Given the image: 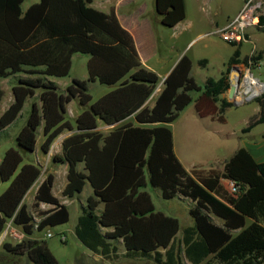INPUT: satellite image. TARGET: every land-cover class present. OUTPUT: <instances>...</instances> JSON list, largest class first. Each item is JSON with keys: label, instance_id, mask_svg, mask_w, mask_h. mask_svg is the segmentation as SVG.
<instances>
[{"label": "trees", "instance_id": "1", "mask_svg": "<svg viewBox=\"0 0 264 264\" xmlns=\"http://www.w3.org/2000/svg\"><path fill=\"white\" fill-rule=\"evenodd\" d=\"M23 2L0 0V77L23 74L12 89L13 103L0 116V132L16 121L28 98L39 93L40 105L32 103L27 124L17 137L19 149H9L0 163V179L11 181L0 195V236L9 221L27 236L69 222V209L53 195V175L45 178L35 195V204L52 208L35 222L24 199L41 177L42 167L25 163L21 150L36 151L44 122L41 151L49 153L65 131L74 130L67 106L78 100L84 107L76 120L78 132L63 141L57 161L69 165L65 197L81 194L87 182L94 189L76 226L85 247L108 256L122 241L127 256H154L160 264H184L182 253L191 264H264V163L240 148L222 171L188 172L175 155L170 128L192 103L191 92L220 102L223 121L225 111L234 106L222 98L230 89L233 66L262 56L242 60L240 44H234L239 48L226 72L218 80L208 78L203 87L190 76L192 65L184 57L149 107L146 103L161 79L143 66L133 36L114 10L98 11L90 6L93 0H40L23 12ZM156 11L169 28L186 17L184 0H156ZM257 27L264 32V14ZM76 54L89 57L88 79H74L62 92L48 77H68ZM95 82L116 88L93 102L89 83ZM3 96L0 87V103ZM254 101L260 113L244 132L264 122V92ZM133 116L137 124L129 121ZM100 120L108 126L121 125L105 135L97 130ZM81 164L83 171L78 169ZM225 179L240 186L231 203L226 200ZM149 185L160 189L164 199L182 196L192 201L189 212L194 226L185 230L183 246L176 245L179 220L156 210ZM101 203L105 207L99 212ZM5 248L14 255H27L32 264H60L45 240L28 238Z\"/></svg>", "mask_w": 264, "mask_h": 264}, {"label": "rangeland", "instance_id": "2", "mask_svg": "<svg viewBox=\"0 0 264 264\" xmlns=\"http://www.w3.org/2000/svg\"><path fill=\"white\" fill-rule=\"evenodd\" d=\"M155 2L156 0H147L148 11L146 13H148V16L151 17L155 26V32L159 37L160 54L166 56V58H168V62H170L174 60L182 50V55L179 58L176 66L184 57H186L191 62L192 67H194H191V71L192 69L194 70V75L196 77L197 83L201 87L203 86L202 78L204 76L216 80L221 78L222 73L226 71V68L223 66V60L227 63L229 59L234 56V53L239 48V46H236L232 43H227L219 35L214 34L217 28L214 26L211 27L210 22H218L219 28L226 26L237 16L238 12L243 7V0H184L186 17L174 28L166 27L161 23V18L155 9ZM31 3H33V0H25V3L22 7L23 12H26ZM198 20H200L205 26L203 31L204 35L196 40H193L190 43L189 38H187L186 42H183L181 45H179V34L190 28V26ZM249 36L250 42H244L242 48H239L241 52V59L243 60L246 57L252 56L257 58L259 55H261L262 57L260 60H250L248 64L241 63L239 65H235L236 67H239L243 72L241 84L244 93L241 100L245 103L244 105H239L238 107H236V105L233 106L231 113H229V124L226 127L221 125V120L211 124L207 128V131L205 130L203 124L189 127L192 130L189 131L187 139L183 140L181 143L182 154L180 155L183 158V161L187 168L191 169V171L194 163H205L204 161L210 158V156L212 155L215 156L218 154L226 153V146H230V148H232L237 143L238 138L231 137L229 141H227V139L225 140L223 136L229 135L234 130L238 131L239 129V131H243L245 128H247L248 123L256 114L259 104L254 100L263 94L264 89L255 99L247 101L246 98L249 95H252V91H246V85L244 81L247 74H249L246 73V70L251 69L254 77L259 79L261 83L264 84V32L262 30H259L257 26H252L247 29L248 39ZM217 55H219L220 58H218ZM88 60L89 57L87 55L78 54L74 57L73 68L68 77H48V79L51 81L59 82L61 84L60 91L63 92L75 78L79 80L87 79ZM205 61L207 62L204 63ZM258 61L260 62V65L255 66ZM22 76L23 74H17L6 79L0 77V87L4 92L3 99L0 103V116L4 112L3 109H7V107L11 105V100L13 103L14 97L12 89L15 85L18 84V81ZM162 83L163 80L161 79L156 89H162ZM106 88V85H102L98 82L96 84L89 83V93L93 97V102H95L102 96V93ZM225 95V98H228V93H226ZM191 96L193 98L191 107L188 108V105L185 108H188V110L184 113L182 120L178 122H176L175 120L176 123L174 122V130L177 137H179L180 132L182 133V130L184 129V127H182V122L185 120H190L192 113L196 111L194 101L197 98L198 93L191 92ZM234 99L232 100L233 102H235ZM32 101L40 102L39 93H37L33 99L28 98L20 116L16 119V121L0 132V161L4 159L9 149H19L17 144V137L21 130L27 124V120L32 109ZM209 104L211 105L209 106L211 108H208V110L210 109L212 112L215 111L216 114V106L217 104H219L220 106V102L216 103L210 101ZM78 108V103H74L72 105V109L78 111ZM217 115H219L218 111ZM68 120L73 124L75 123V120L71 117H68ZM239 135L241 136L242 134L240 133ZM37 141H40L39 136L37 137ZM227 151H229V149H227ZM21 152L24 156V160L35 158L34 153L25 152L22 150ZM223 167L224 164H215L211 167L209 165L204 167L201 166L200 168H198V170H209L210 168H214L215 170L222 171ZM46 174L47 172L44 173L45 178L47 177ZM10 184L11 181L3 182L0 179V195L9 188ZM58 190L59 185L55 188L56 193L58 192ZM226 190V200L231 203L234 200V196L228 191L227 188ZM147 191L150 193L157 211H160L165 215L177 218L179 220L181 232L184 228L193 224V220L189 212L190 208L193 207L192 201L184 199L183 197L182 199H180L179 197L170 200L164 199L162 197L160 189L153 188L151 185H149ZM90 192L91 187L87 185L85 192L82 195H77V197L73 201H69L68 204L70 221L68 224L52 229L51 232L53 234V237H47V232L42 234V237H44L47 246L60 264H76L77 255L79 253L89 254L87 249L82 247L80 242L77 240L75 235V226L77 224L79 216L83 213L82 207L86 205L88 194ZM28 200L29 199H27V201ZM30 206V212L33 215L36 223L40 222L43 212H47L50 210L49 207L41 208L40 205L35 204V199H31ZM62 231L66 234V240L64 242L61 241ZM27 239V236L23 233V229L21 227L15 226L12 221H9L4 232L0 236V264H31V261L27 255H14L5 248L6 244L16 246L21 242L26 241Z\"/></svg>", "mask_w": 264, "mask_h": 264}, {"label": "crops", "instance_id": "3", "mask_svg": "<svg viewBox=\"0 0 264 264\" xmlns=\"http://www.w3.org/2000/svg\"><path fill=\"white\" fill-rule=\"evenodd\" d=\"M246 1L247 0H243V3L245 4ZM39 2H40V0H33V3H31L29 5L28 9L32 5L39 3ZM24 3H25V0L22 4V7H23ZM244 4H243V6H244ZM90 6L94 9L98 10V11H101V12H104L107 14H109L112 10L115 11L120 24L133 36L135 44H136V48H137V51L139 53V56H140V59H141L143 66H145L146 68L155 72L160 77V79L163 80V83L161 84V87L163 89L164 80H166V78L169 76V74L175 68V66H176L179 58L181 57L183 51L181 50L179 52V55L174 60H172L170 62H168V58H166V56H163L160 54L159 37L157 36V34L155 32V26L153 24L151 17H149L148 13H146L148 11L147 10L148 9L147 0H93L92 4ZM242 8L240 9V11L242 10ZM155 9H156V2H155ZM240 11L238 12V14L240 13ZM238 14H237V16H238ZM210 26L216 27L217 30L221 29L218 27L219 23L216 21L210 22ZM204 27L205 26L202 24V22L200 20L196 21L193 25L190 26V28L186 29L183 33L179 34V36H178V39L180 40L179 45H181L183 42H186L187 38H189V43H190L193 40H196V39L202 37L204 35V33H203ZM184 33H186V34H184ZM248 42H250V36H249V39L246 41V43H248ZM243 44H244V42L240 44V48H242ZM76 55H78V54H76ZM76 55H74L73 59H72V68H73V60H74V57ZM217 57L220 58L219 55H217ZM221 58H223V57H221ZM228 63H229V61L226 63L223 60V66L226 68V70L228 67ZM72 68H71V71H72ZM192 68H194V67H192ZM225 72L226 71H224L223 73H225ZM246 73L251 74L253 76V78H255L254 75L252 74L251 69H247ZM88 76H87V79H88ZM191 77L197 83L193 69L191 71ZM75 79H77V78H75ZM207 79H208V77H205V76L202 78L203 86L206 83ZM54 82L60 88L61 84L57 81H54ZM96 83L97 82H95L93 84H96ZM106 87L107 88L103 91L102 96L106 95L107 93L111 92L112 90H114L116 88V87H110V86H106ZM162 89H160V91L158 92V94H156L154 99L150 98L147 101L146 105H148L149 107H153L155 104V101H156L158 95L160 94V92L162 91ZM243 93H244L243 90L237 91L236 97L234 99L237 104H235V102L230 100L229 97L226 99L230 102H233L234 105H236V107H238L239 105H244L245 102H242V100H241L243 98ZM225 97H226V95L222 96V98H225ZM210 101L211 100H209L208 98H206L202 95V92L198 93V96L194 101L196 113L195 112L192 113L190 120H185L182 122L183 123L182 127H184V129L182 130V133L180 132L179 137H177V135L175 133L174 124L183 119L184 113L188 110V108L191 107L192 104H190L187 109H184V111L180 114V116L178 117V119L176 120L175 123L170 124V128H171L172 133H173V144H174L175 155L178 158V160L181 162L183 167L188 172H191V169L187 168V166L185 165V163L183 161V158L180 155V154H182L181 143L183 140L187 139L189 131L192 130L189 127L198 126V125L203 124L205 127V130L207 131V128L211 124H213L214 122L216 123V121L220 120L219 119L220 115H217V111L219 109V104H217V106H216V114H215V111L212 112L210 109L208 110V108H211V107H209V106H211L209 104ZM32 103H33V101H32ZM37 103L40 105V102H37ZM74 103L79 104L78 111L72 109V105ZM11 104H12V100H11ZM67 109H68V117H71L75 120L74 124L71 123L72 126L74 127V130L65 131L53 143L49 153L46 154V153H43L41 151V145L44 142V135H43L44 122H43L41 127L38 130V136L40 138V141L39 142L37 141V148H36V151L34 152L35 158L25 160V163H34V164L40 165L43 168L41 178H39V180L31 188V190L28 192L27 196L24 199V203L28 206L29 210L31 208V206H30L31 199L32 200L35 199V195L37 193V190L45 179V176H44L45 172H47V174H46L47 176L48 175L54 176V185H53L52 192H53V195L57 199L60 200L61 204L66 205L67 208L69 209V204H68L69 201H73L77 197L76 196L75 198H67L63 195V191L68 184L69 165H68V163H66L64 161H57V158L62 157V154H63L62 153V143H63V141L67 137L78 132V130L76 129V125H77L76 120L79 117V115L82 113V111L84 110V107H82L80 105V102L78 100H73L71 103L68 104ZM232 109H233V107H230L225 111V113L223 115L224 120L221 123L222 126L226 127L229 124V113H231ZM3 110L5 111L6 108ZM259 113H260V107L258 106L256 114L254 115L253 118L257 117L259 115ZM129 121L135 122L134 116L131 117L129 119ZM249 124H250V122L248 123L247 127L249 126ZM120 125L121 124H118L116 126H108L100 120L98 122V129L97 130L99 132L107 135ZM240 133L242 134L241 136L239 135ZM223 137L225 138V140L227 139V141H229V139L231 137H237L238 141L232 148H230V146H226V153L218 154L215 156L212 155V156H210V158H208L204 161L205 163H194L192 166V170L194 168H200L201 166L204 167V166L209 165L211 167V166H214L215 164H222L223 165L240 148H245L246 150H248L249 153L252 155L253 159L257 163H264V122L253 127L249 132H244L241 130L239 131V129H238V131L234 130L229 135H224ZM227 149H229V151H227ZM78 169L83 171L84 165L83 164L79 165ZM58 185H59V190L56 193L55 188ZM87 185H89L91 187V192L88 194V198H89L90 196L94 195V189L89 182L86 183L82 193L79 195H82L85 192ZM32 191H33V194H32ZM179 198L182 199V196H179ZM27 199H29V200L27 201ZM184 199H186V198H184ZM87 201H88V199H87ZM86 206H87V202H86V205L83 206L82 208H85ZM40 207L41 208L49 207L50 209L52 208L51 205L45 204V203H41ZM104 207H105L104 203H101V205L99 206V212H101L104 209ZM191 218H192V216H191ZM192 220H193V224L191 226L184 228L182 232H181V226H180V231L176 237V245L178 248L180 247V245L183 246L182 240H183L185 230L189 227L194 226V219L192 218ZM214 221H215V223H217L219 225L223 224L222 220H220V219L214 218ZM68 223H66V224H68ZM66 224L59 225V226H56L53 228H48V229L44 230L43 232L35 231L32 236H27L24 233V231H23V233L29 239L44 240V237H42L43 233H45V232H47V234L52 233L51 232L52 229L64 226ZM77 224H78V221H77ZM77 224H76V226H77ZM76 226H75L76 238L80 242L82 247L87 249V251L89 253V254L79 253L77 255L76 264H160V263L155 261L154 256L148 257V258L147 257H129V256H127V251H126L122 241H119L116 243L117 251L114 252V250H113V252L108 256H103L100 253H95V252L89 250L87 247H85L81 243V241L78 239L77 234H76ZM111 230L112 229H103V232L106 233L107 231H111ZM62 236H64L66 238V234L63 231H62ZM52 237H53V234H52ZM160 251L163 255L165 254L164 249H161ZM182 258H183L184 264H191L186 259V257L184 256L183 253H182ZM163 260L165 261L166 258L163 257Z\"/></svg>", "mask_w": 264, "mask_h": 264}, {"label": "built area", "instance_id": "4", "mask_svg": "<svg viewBox=\"0 0 264 264\" xmlns=\"http://www.w3.org/2000/svg\"><path fill=\"white\" fill-rule=\"evenodd\" d=\"M262 14H264V0H247L238 16H236L223 28L216 30L214 34L219 35L227 43L241 44L246 42L248 40L247 29L252 26H258L259 17ZM255 65L259 66L260 62L258 61ZM240 90H242V84L240 85L238 91ZM159 91L160 88L156 89L151 96V99H154ZM223 182L232 195H237L240 193V186L235 181L225 179ZM47 237H52V233H48ZM61 240L64 242L66 238L61 236Z\"/></svg>", "mask_w": 264, "mask_h": 264}, {"label": "bare ground", "instance_id": "5", "mask_svg": "<svg viewBox=\"0 0 264 264\" xmlns=\"http://www.w3.org/2000/svg\"><path fill=\"white\" fill-rule=\"evenodd\" d=\"M241 70V69H240ZM242 72V71H241ZM243 73V72H242ZM238 72L235 71L234 72V76H233V83L234 86L238 85ZM257 79V78H256ZM253 78V76L251 74H247L246 78H245V85H246V91H252V95H256L258 93H260L263 90V85L262 83H260L258 80H256ZM255 85V86H253ZM245 87V86H244Z\"/></svg>", "mask_w": 264, "mask_h": 264}, {"label": "water", "instance_id": "6", "mask_svg": "<svg viewBox=\"0 0 264 264\" xmlns=\"http://www.w3.org/2000/svg\"><path fill=\"white\" fill-rule=\"evenodd\" d=\"M235 71H237L238 72V75H239L238 76V85H236V86H234V83H233V76H234V72ZM242 76H243V73L241 72V70H240L239 67H236L235 66V67L232 68V72H231L230 77H229V80H230V89L228 91V97H229L230 100H233L236 97L237 91L239 90V87L241 85V78H242ZM263 89H264V86H263ZM259 95H260V93H258L256 95H250L247 98V101H251V100L255 99L257 96H259ZM235 104H237V103L235 102Z\"/></svg>", "mask_w": 264, "mask_h": 264}]
</instances>
